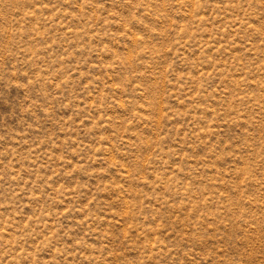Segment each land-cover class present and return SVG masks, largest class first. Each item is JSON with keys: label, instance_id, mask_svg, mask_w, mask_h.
<instances>
[{"label": "rangeland", "instance_id": "obj_1", "mask_svg": "<svg viewBox=\"0 0 264 264\" xmlns=\"http://www.w3.org/2000/svg\"><path fill=\"white\" fill-rule=\"evenodd\" d=\"M0 264H264V0H0Z\"/></svg>", "mask_w": 264, "mask_h": 264}]
</instances>
